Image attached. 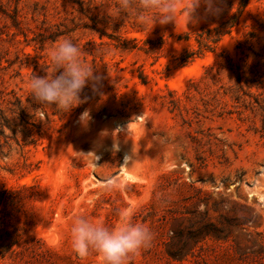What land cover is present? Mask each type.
Here are the masks:
<instances>
[{
  "label": "rangeland",
  "instance_id": "obj_1",
  "mask_svg": "<svg viewBox=\"0 0 264 264\" xmlns=\"http://www.w3.org/2000/svg\"><path fill=\"white\" fill-rule=\"evenodd\" d=\"M241 2L149 31L117 0H0V264H100L71 220L122 209L153 237L126 264H264V0ZM64 39L100 77L66 113L27 89Z\"/></svg>",
  "mask_w": 264,
  "mask_h": 264
},
{
  "label": "clouds",
  "instance_id": "obj_2",
  "mask_svg": "<svg viewBox=\"0 0 264 264\" xmlns=\"http://www.w3.org/2000/svg\"><path fill=\"white\" fill-rule=\"evenodd\" d=\"M202 2L206 11H217L213 8V0H117L116 7L119 13L133 14L141 28L151 31L155 24L165 25L173 22L176 26L181 12L186 24L194 22V11ZM47 56L53 67L52 74L31 77L27 82L28 92L42 106L54 105L58 111L69 112L82 103L79 93L85 84L92 82L95 91L100 77L94 75V69L82 60L80 49L70 39L54 44L48 50ZM90 121L88 109L82 111L77 120L85 130ZM105 135L106 132L100 133L101 137ZM115 150L114 142L113 151ZM80 153L95 165L94 162L98 159L95 151ZM130 158L125 156V163ZM113 186L112 181L102 185L104 188ZM132 217L131 210L122 209L117 213V222L106 226L83 214L74 215L69 236L71 250L82 259L95 252L100 264H126L131 254L148 246L153 238L150 229L133 222Z\"/></svg>",
  "mask_w": 264,
  "mask_h": 264
},
{
  "label": "trees",
  "instance_id": "obj_3",
  "mask_svg": "<svg viewBox=\"0 0 264 264\" xmlns=\"http://www.w3.org/2000/svg\"><path fill=\"white\" fill-rule=\"evenodd\" d=\"M242 2L240 3L241 5H244L246 2V0H241ZM192 52H187L184 56H183V61H187V59L191 56Z\"/></svg>",
  "mask_w": 264,
  "mask_h": 264
},
{
  "label": "bare ground",
  "instance_id": "obj_4",
  "mask_svg": "<svg viewBox=\"0 0 264 264\" xmlns=\"http://www.w3.org/2000/svg\"><path fill=\"white\" fill-rule=\"evenodd\" d=\"M174 86H175V87H178V86H180V85H179V84H178V85H177V84H174Z\"/></svg>",
  "mask_w": 264,
  "mask_h": 264
}]
</instances>
